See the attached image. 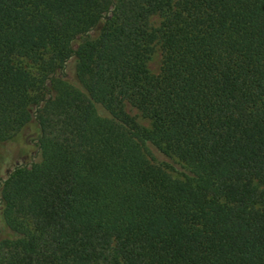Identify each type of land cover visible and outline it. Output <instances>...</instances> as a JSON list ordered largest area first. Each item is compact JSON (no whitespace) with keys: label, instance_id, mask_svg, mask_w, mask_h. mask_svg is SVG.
<instances>
[{"label":"trees","instance_id":"16d2710c","mask_svg":"<svg viewBox=\"0 0 264 264\" xmlns=\"http://www.w3.org/2000/svg\"><path fill=\"white\" fill-rule=\"evenodd\" d=\"M0 264H264V0H0Z\"/></svg>","mask_w":264,"mask_h":264},{"label":"rangeland","instance_id":"374dc122","mask_svg":"<svg viewBox=\"0 0 264 264\" xmlns=\"http://www.w3.org/2000/svg\"><path fill=\"white\" fill-rule=\"evenodd\" d=\"M153 21H154V23H158L159 19L157 17H155V18H153ZM148 66H149V69L153 73L159 72L160 66H161V54H160V50L158 48L155 50V52L151 56L150 60L148 61ZM128 111L131 114L136 115L139 122H141L145 126H148V122L146 120H144L143 118H141L140 115L137 114V112L134 109L128 108ZM29 146H30V148H29V151L24 158L25 160L29 159L30 155L33 153V151L35 149L31 144Z\"/></svg>","mask_w":264,"mask_h":264}]
</instances>
